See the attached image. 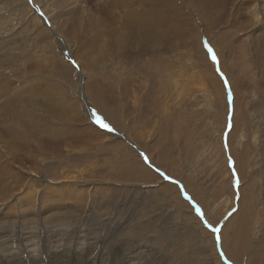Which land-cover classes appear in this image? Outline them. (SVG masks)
Here are the masks:
<instances>
[{
  "label": "rangeland",
  "instance_id": "1",
  "mask_svg": "<svg viewBox=\"0 0 264 264\" xmlns=\"http://www.w3.org/2000/svg\"><path fill=\"white\" fill-rule=\"evenodd\" d=\"M34 1L36 11L31 0H0V198L33 188L36 174L21 165L29 153L50 177L36 181L39 211L44 178L63 199L76 182L96 187V202L113 188L118 205L96 220L150 239L178 208L164 194H180L182 218L194 221L174 224L170 264H205L203 241L211 264H264V89L237 46L251 29L232 34L230 51L219 27L207 28L216 0ZM235 3L226 0L220 28L241 24Z\"/></svg>",
  "mask_w": 264,
  "mask_h": 264
},
{
  "label": "bare ground",
  "instance_id": "2",
  "mask_svg": "<svg viewBox=\"0 0 264 264\" xmlns=\"http://www.w3.org/2000/svg\"><path fill=\"white\" fill-rule=\"evenodd\" d=\"M31 1L33 9L35 8L34 11H36L39 2L35 3L36 1ZM225 2L226 0H216L217 10L214 9L215 11L212 16L213 19L212 21H210L207 28L214 29L216 27H219L220 32L216 34L217 40L219 42H222L224 45L225 42L229 41L230 44L226 43L227 46L225 47V49L229 50L234 47L233 42H230V40L234 39L233 37L235 35H232L234 32L251 29L248 37L241 42L242 44L240 43L241 45L239 44L237 46L239 47L238 49L241 53V62L246 66V72L251 76L250 69H252V72L256 71V77L260 79L264 89V0H236L234 8L231 10V14L233 15V17L237 12L240 14L239 16H237V18L241 21V24L235 27L238 29H234L231 27L233 26V21H231L230 19V24L220 28V20L224 15L223 13L221 14L220 11H224ZM195 6L200 11H202L200 3H196ZM228 12L229 11H227L226 14H229ZM41 16L43 17V15ZM46 17H44L45 20ZM47 22H49L48 17ZM212 39L216 41L215 36H213ZM252 44L256 45V47L250 46ZM215 46H217V43H215ZM246 57L248 58L249 62L246 60ZM102 102L100 100V105ZM106 114L109 115L108 112H106ZM112 114L110 112V115ZM4 152L7 153L8 151ZM7 155L9 158L12 157L10 156L11 154ZM27 156L29 159H32V161H30V167L25 166L24 163L21 164L22 162L20 160L19 161L23 166V168H21L23 170H26V173L31 175L36 174V180L33 181V185L32 183H30L33 188L27 189L26 191H23L22 193L20 192L18 194L11 192L4 198H0V264H43V262L44 264H170V262L168 261V257L171 256L170 253H173L174 250L171 251L164 245L166 243V239L174 238V232L178 230L179 227V229L181 230V226L177 227L174 224H176L177 222H179L180 224L181 219L183 220L181 223H184L186 225H188V221H194L193 216L190 219L182 218V212L187 210L189 206L181 201L180 194L176 195L175 193H173L175 195L171 194L172 196L170 195V193H168L170 196H166L164 194V198L168 197L174 199L175 201L173 204L178 208L174 210L172 209L173 212H171L170 218H167L169 219L168 223H166L165 225L157 223L155 229L151 230L150 232L148 231L151 237L149 239V236H147L148 234H141L142 232L138 233L135 232L134 229H128V227L124 225L123 221L119 220L120 222L117 224H110L111 216L104 218L100 217L101 219L96 220L99 212L105 211V209H107V211L110 212V215H112L113 212L111 211V209L118 205L115 197L116 193H118V190H115L113 188L108 189L112 192L109 193V191H107L108 193H106V196H102L104 201L99 200L98 202H96L97 188L94 187L92 190L90 186L87 188H82V185L84 184L81 182H76L73 183L76 186L72 185L68 189L62 186L64 190L63 195L65 197L63 199V197L61 196L59 198L58 196L55 197V195L51 196L53 190L56 189L55 192L57 193L58 188H60L61 185L56 186V180H48L45 178L44 180L41 179V182H48L50 185H47L45 183L46 188L41 195V207L39 211L38 208L36 209V201L38 200L37 194L40 190H38V187L36 186L38 184L36 183V181L40 180V177L38 176H44L46 178L50 177L44 175V173H41L43 172V170L40 172L38 168L35 167L36 169H34V166L36 164H38L39 162L41 163V161H39L40 157L37 158V156L35 155L31 157L29 153ZM9 160H11V158ZM13 164L14 163H12V165ZM128 173L129 172H126L124 174ZM147 175L151 176L150 172H148ZM79 176L82 177V174H80ZM99 188L101 189L100 191L104 192L105 187ZM169 188H171L172 190L173 187L169 186ZM49 190L51 191L50 193ZM44 193H46V195ZM58 195H60V193ZM15 200L18 203L17 206H15ZM114 202L115 204H113ZM170 204L172 203L170 202ZM182 207L184 208V210L182 209ZM172 208H174V206ZM205 208L207 209V207ZM16 211L18 212V215H16ZM62 213H64L69 219H73L77 224L81 223L82 225H75V227H73L72 224L69 225V221H57L59 219V214ZM237 223L238 220L233 219V223L231 226H235ZM41 224H45L47 232H45L43 229H40ZM195 232L191 228L188 230V233H186L191 236L190 238H192L195 237ZM42 234H44V240L42 239ZM67 236L68 239H65ZM196 236H198V234ZM162 237L163 240L161 241L160 238ZM191 240L193 241V238ZM152 242H154V245ZM203 243L204 248L200 246L201 252L205 254L204 259L202 260H204L205 264H211L212 262L210 261L209 254L210 249L209 247H207V245H205V241H203ZM197 244L200 243H198L197 241ZM32 245L40 246V248L43 249L38 254L37 252H39V249L34 248L35 250L30 251ZM195 246L199 247V245ZM144 248L147 249L144 250ZM70 249L73 250L71 252V259L74 260V263L66 262L67 255L69 254ZM229 254L231 255V257L236 258V254L232 250L231 252H229Z\"/></svg>",
  "mask_w": 264,
  "mask_h": 264
},
{
  "label": "snow or ice",
  "instance_id": "3",
  "mask_svg": "<svg viewBox=\"0 0 264 264\" xmlns=\"http://www.w3.org/2000/svg\"><path fill=\"white\" fill-rule=\"evenodd\" d=\"M211 51V50H210ZM213 60L215 61V56L213 55ZM97 122L100 123V126L103 127V128H106L108 129V125L107 124H104L102 121L99 120V117H97ZM110 130V129H109Z\"/></svg>",
  "mask_w": 264,
  "mask_h": 264
}]
</instances>
